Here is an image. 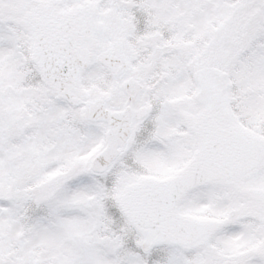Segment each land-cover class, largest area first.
Returning a JSON list of instances; mask_svg holds the SVG:
<instances>
[{"label":"snow or ice","instance_id":"obj_1","mask_svg":"<svg viewBox=\"0 0 264 264\" xmlns=\"http://www.w3.org/2000/svg\"><path fill=\"white\" fill-rule=\"evenodd\" d=\"M0 264H264V0H0Z\"/></svg>","mask_w":264,"mask_h":264}]
</instances>
